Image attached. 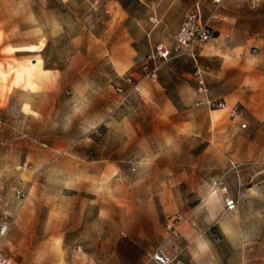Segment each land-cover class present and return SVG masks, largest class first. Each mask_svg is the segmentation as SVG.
I'll return each mask as SVG.
<instances>
[{"label":"rangeland","instance_id":"rangeland-1","mask_svg":"<svg viewBox=\"0 0 264 264\" xmlns=\"http://www.w3.org/2000/svg\"><path fill=\"white\" fill-rule=\"evenodd\" d=\"M250 1L223 2L200 59L210 71L240 60L209 82L217 99L237 90L227 101L244 115L232 118L194 106L187 57L157 81L142 74L157 44L174 46L168 30L189 0H0V221L18 209L14 189L28 193L5 245L11 264H153L178 213L172 264H264V121L250 113L249 78L264 74V0Z\"/></svg>","mask_w":264,"mask_h":264},{"label":"built area","instance_id":"built-area-1","mask_svg":"<svg viewBox=\"0 0 264 264\" xmlns=\"http://www.w3.org/2000/svg\"><path fill=\"white\" fill-rule=\"evenodd\" d=\"M224 1L225 0H213L212 11L208 18L204 17L200 3H197L193 9L187 11L180 30L175 36L174 46L170 48L166 44L160 43L147 55L141 68L144 79L157 81L158 73L165 63L174 58L187 57L191 59L196 66L193 74V79L197 86V98L194 102V106L198 108L207 107L211 111L226 109L227 104L224 100L213 97L206 79L208 69L200 65L198 55V50L205 47L215 37V30L211 26V21L216 18ZM260 1L261 0H251L249 6L252 9H256ZM150 19L154 24L157 23L155 18ZM126 81L129 84L133 83V79L130 77L127 78ZM117 90L120 93L124 92L122 88H118ZM128 96L129 94L126 98H128ZM243 115L244 110L240 106H235L230 109V116L232 118H240L243 117ZM247 128L248 124L244 123L241 125V129L244 130ZM32 169L33 167L28 163L18 168L22 173L31 171ZM14 195L19 201L18 209L14 214L7 215L0 221V264H11V259L5 253L6 241L28 198L27 191L20 188L14 189ZM226 207L228 210H234L236 207L235 201L233 199H227ZM186 223V216L180 213L170 216L166 220L163 239L151 255V261L154 264H172L183 254L182 242L184 240V235L182 228Z\"/></svg>","mask_w":264,"mask_h":264},{"label":"crops","instance_id":"crops-1","mask_svg":"<svg viewBox=\"0 0 264 264\" xmlns=\"http://www.w3.org/2000/svg\"><path fill=\"white\" fill-rule=\"evenodd\" d=\"M197 3H200V5L202 7L203 15L205 17V5L203 3V0H189V5H184V6L180 7L181 8V13L179 15V22L177 23V25L175 24V26L172 29L168 30L169 33L174 34V41H175V36L178 34V32L180 30V27H181V24H182V22L184 20L186 12L189 11L190 9H193L196 6ZM212 3H213V1H212ZM211 7H212V5H211ZM211 11L212 10H210V13H211ZM152 16H153L152 18H155L157 20V23L155 24L156 27H159V28L163 29V27L165 26L166 17L163 14H161V12H159V14L154 12L152 14ZM220 17L224 18V19L228 18L227 15H222V16L220 15ZM223 26H226V25L223 24ZM229 27L231 28V25H229ZM247 42L249 43V41H247ZM205 47H203L202 49L198 50L199 63H200L201 57L203 56L202 51L205 49ZM236 48L238 50L240 49L239 52L241 54L245 53L244 55H247V52H246V48L247 47L245 46V42L236 45ZM239 56L240 55H238V58H239ZM239 64H240V60L238 59L237 62L234 64V66H231V65L229 66L227 64H223V66L218 71H210V68L208 66L202 65L200 63L201 66H203V67L208 69V71L206 73V79H207L208 85H209V82H210V77H213V75H217V77H220L219 79H224L226 77V74H227V72L229 70H231V69H240L239 68ZM192 77H193V75H192ZM249 78H250V80L255 82L256 85H257L256 86L257 90L254 93H252V95H251L252 98H251V102H250V113L257 121H262L263 122L264 121V74L259 73V72H254L253 74H251L249 76ZM236 93H237V90L234 89V88L230 89V87L225 92V94H224V96H225L224 98L225 99H222V100H224L226 102L228 109H231V108H233L235 106H240V107L242 106V104H239L238 102L233 104V105H230L228 103V101H227L228 98L235 97ZM213 112H218V111H213ZM89 264H91V262H89Z\"/></svg>","mask_w":264,"mask_h":264},{"label":"trees","instance_id":"trees-1","mask_svg":"<svg viewBox=\"0 0 264 264\" xmlns=\"http://www.w3.org/2000/svg\"><path fill=\"white\" fill-rule=\"evenodd\" d=\"M192 61V60H191ZM193 65H194V70H193V74L195 72V69H196V66H195V63L192 61Z\"/></svg>","mask_w":264,"mask_h":264}]
</instances>
